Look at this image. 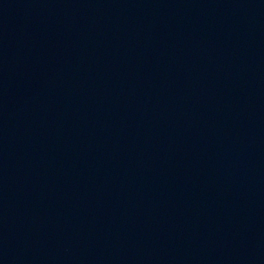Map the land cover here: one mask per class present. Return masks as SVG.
Masks as SVG:
<instances>
[{
  "label": "water",
  "instance_id": "1",
  "mask_svg": "<svg viewBox=\"0 0 264 264\" xmlns=\"http://www.w3.org/2000/svg\"><path fill=\"white\" fill-rule=\"evenodd\" d=\"M0 264H264V0H0Z\"/></svg>",
  "mask_w": 264,
  "mask_h": 264
}]
</instances>
